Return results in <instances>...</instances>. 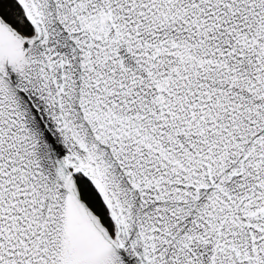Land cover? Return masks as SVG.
Returning <instances> with one entry per match:
<instances>
[{
    "label": "snow or ice",
    "instance_id": "snow-or-ice-1",
    "mask_svg": "<svg viewBox=\"0 0 264 264\" xmlns=\"http://www.w3.org/2000/svg\"><path fill=\"white\" fill-rule=\"evenodd\" d=\"M0 264H264V0H0Z\"/></svg>",
    "mask_w": 264,
    "mask_h": 264
}]
</instances>
